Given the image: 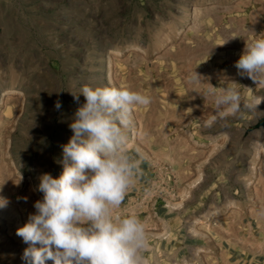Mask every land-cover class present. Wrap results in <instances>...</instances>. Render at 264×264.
<instances>
[{"label":"rangeland","instance_id":"374dc122","mask_svg":"<svg viewBox=\"0 0 264 264\" xmlns=\"http://www.w3.org/2000/svg\"><path fill=\"white\" fill-rule=\"evenodd\" d=\"M259 34L264 0H0V264H25L16 230L42 198L38 177L62 172L83 85L150 97L125 130L139 163L116 210L144 223V264H264V83L234 66ZM233 87L257 111L218 110L214 94ZM159 166L176 196L148 206Z\"/></svg>","mask_w":264,"mask_h":264},{"label":"clouds","instance_id":"9594fccd","mask_svg":"<svg viewBox=\"0 0 264 264\" xmlns=\"http://www.w3.org/2000/svg\"><path fill=\"white\" fill-rule=\"evenodd\" d=\"M234 66L239 75L264 83V35L245 43ZM194 78L201 77L194 72ZM81 94L85 103L75 111L69 124L73 135L62 145V172L58 177L50 173L38 177L36 190L42 198L16 230L29 245L22 260L25 264H144V223L136 215H118L116 210L134 183L139 163L127 151L125 130L133 125L134 106L149 104L150 97L129 88L91 85L72 93L74 100L79 102ZM214 95L218 110L227 108L233 115L242 108L257 111V105L242 101L238 87ZM61 107L57 100L55 108ZM9 202L0 196V209Z\"/></svg>","mask_w":264,"mask_h":264},{"label":"built area","instance_id":"2783aa9c","mask_svg":"<svg viewBox=\"0 0 264 264\" xmlns=\"http://www.w3.org/2000/svg\"><path fill=\"white\" fill-rule=\"evenodd\" d=\"M178 184V180L174 175V171L170 166H159L154 168L152 177L147 181V187L150 192L145 196L146 199L148 196L151 197L148 200V206L153 204L152 199L157 195L158 197L164 198L163 200H167L168 198H175V190L174 187ZM167 199H166V198ZM168 203L164 205L165 209H169ZM157 215V213H155Z\"/></svg>","mask_w":264,"mask_h":264},{"label":"crops","instance_id":"0c3cea01","mask_svg":"<svg viewBox=\"0 0 264 264\" xmlns=\"http://www.w3.org/2000/svg\"><path fill=\"white\" fill-rule=\"evenodd\" d=\"M140 177V179H142V175H140L139 176ZM177 239L179 240V242H180V251L182 252V251H185V250H190V237L188 236V235H186V234H183V232H182V228L179 230V231H177ZM179 254H180V252H179Z\"/></svg>","mask_w":264,"mask_h":264},{"label":"bare ground","instance_id":"6f19581e","mask_svg":"<svg viewBox=\"0 0 264 264\" xmlns=\"http://www.w3.org/2000/svg\"><path fill=\"white\" fill-rule=\"evenodd\" d=\"M195 10H196V13L197 12H199L200 11V9H198V8H195ZM200 13V12H199ZM195 14V13H194ZM201 15V14H200ZM187 40V39H186ZM12 94L14 95V94H16L15 92H12ZM11 95V94H10Z\"/></svg>","mask_w":264,"mask_h":264}]
</instances>
